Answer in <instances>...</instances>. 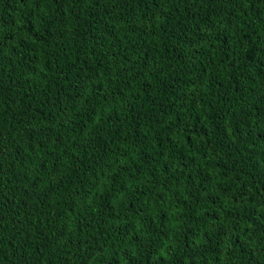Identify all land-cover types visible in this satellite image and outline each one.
<instances>
[{"label":"trees","instance_id":"16d2710c","mask_svg":"<svg viewBox=\"0 0 264 264\" xmlns=\"http://www.w3.org/2000/svg\"><path fill=\"white\" fill-rule=\"evenodd\" d=\"M0 264H264V0H0Z\"/></svg>","mask_w":264,"mask_h":264}]
</instances>
